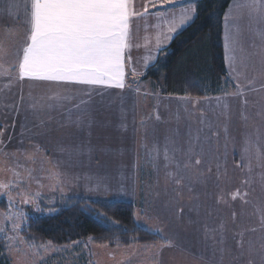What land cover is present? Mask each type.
I'll use <instances>...</instances> for the list:
<instances>
[{"label": "rangeland", "instance_id": "rangeland-1", "mask_svg": "<svg viewBox=\"0 0 264 264\" xmlns=\"http://www.w3.org/2000/svg\"><path fill=\"white\" fill-rule=\"evenodd\" d=\"M142 1L133 0L137 12ZM196 1L132 18L123 89L20 78L26 37H0V241L12 264H264V13L240 6L248 0L228 8L231 81L220 94L155 100L163 94L141 78L193 22ZM189 6L191 21L157 46ZM85 93L116 98L76 102ZM70 197L131 201L166 242L55 246L21 236L30 210L55 212Z\"/></svg>", "mask_w": 264, "mask_h": 264}, {"label": "trees", "instance_id": "trees-1", "mask_svg": "<svg viewBox=\"0 0 264 264\" xmlns=\"http://www.w3.org/2000/svg\"><path fill=\"white\" fill-rule=\"evenodd\" d=\"M232 1L197 0L193 22L174 37L165 49V58L158 59L141 78L150 79L163 95L205 98L220 94L231 81L225 57L224 20ZM46 207L30 210L25 216L20 234L26 241L55 246L92 241L109 247L166 242L160 232L138 222L131 201L70 197L59 202L55 212L47 213ZM0 264H12L2 241Z\"/></svg>", "mask_w": 264, "mask_h": 264}, {"label": "snow or ice", "instance_id": "snow-or-ice-1", "mask_svg": "<svg viewBox=\"0 0 264 264\" xmlns=\"http://www.w3.org/2000/svg\"><path fill=\"white\" fill-rule=\"evenodd\" d=\"M165 4L171 0H147L143 12H137L133 0H30L26 6L30 27L14 67L20 78L123 89L131 20L147 14L148 5L163 8ZM240 6L264 13V4L257 0ZM194 13L195 8L189 6L178 18L173 15L163 39L157 36V46L170 40ZM6 56L0 46V57ZM131 72L137 74L135 68Z\"/></svg>", "mask_w": 264, "mask_h": 264}, {"label": "crops", "instance_id": "crops-1", "mask_svg": "<svg viewBox=\"0 0 264 264\" xmlns=\"http://www.w3.org/2000/svg\"><path fill=\"white\" fill-rule=\"evenodd\" d=\"M143 2L144 0L142 1V4H144ZM29 3H30V0H0V37H5V36L6 37H16L17 39L27 37L28 30L30 27L28 23L30 17H29V12L26 6ZM225 57H226V52H225ZM226 64H227V60H226ZM66 84H69V83H66ZM70 85L75 86L78 84H70ZM83 86H86V85H83ZM112 89H115V88H112ZM125 97H127V99H130V97L127 95H125ZM172 97H173L172 95H160V96L155 97V98H158L155 100H160V99L164 100L166 98H172ZM79 98L81 99H78L76 102H80L81 100L84 101V99L97 100L100 98L103 99V101H105V100H110L109 98H116V96H110V95L101 94V93H96V94L95 93H85L82 97H79ZM149 98L152 99L151 95L150 96L147 95L141 98V101L143 102L145 100H148Z\"/></svg>", "mask_w": 264, "mask_h": 264}]
</instances>
